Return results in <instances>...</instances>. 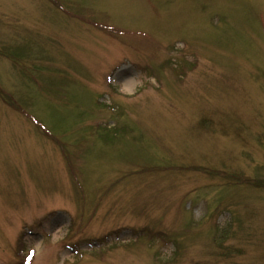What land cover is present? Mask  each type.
<instances>
[{"label": "rangeland", "instance_id": "rangeland-1", "mask_svg": "<svg viewBox=\"0 0 264 264\" xmlns=\"http://www.w3.org/2000/svg\"><path fill=\"white\" fill-rule=\"evenodd\" d=\"M0 264H264V0H0Z\"/></svg>", "mask_w": 264, "mask_h": 264}, {"label": "trees", "instance_id": "trees-1", "mask_svg": "<svg viewBox=\"0 0 264 264\" xmlns=\"http://www.w3.org/2000/svg\"><path fill=\"white\" fill-rule=\"evenodd\" d=\"M1 93L2 94H4V95H6L7 97V100H8V104H10V105H12V106H14V108L16 109V110H18V111H20L21 113H27V114H29L27 111H26V109L23 107V106H21V104L20 103H18V101L16 100V99H14L9 93H7V91H1ZM30 116V115H29ZM33 120H34V123L37 125V127H39L40 129H45V128H43V125H41V123L39 122H37L35 119H34V117H31Z\"/></svg>", "mask_w": 264, "mask_h": 264}]
</instances>
